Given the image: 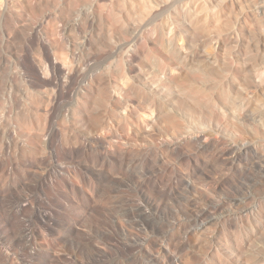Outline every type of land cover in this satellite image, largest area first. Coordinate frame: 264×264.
I'll return each mask as SVG.
<instances>
[{
	"label": "clouds",
	"instance_id": "1",
	"mask_svg": "<svg viewBox=\"0 0 264 264\" xmlns=\"http://www.w3.org/2000/svg\"><path fill=\"white\" fill-rule=\"evenodd\" d=\"M0 264H264V0H0Z\"/></svg>",
	"mask_w": 264,
	"mask_h": 264
}]
</instances>
